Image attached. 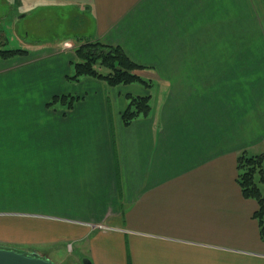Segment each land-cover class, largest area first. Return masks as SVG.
Listing matches in <instances>:
<instances>
[{"label": "crops", "instance_id": "1", "mask_svg": "<svg viewBox=\"0 0 264 264\" xmlns=\"http://www.w3.org/2000/svg\"><path fill=\"white\" fill-rule=\"evenodd\" d=\"M10 1L86 13L88 41L153 81H69L64 46L0 58V213L47 224L80 264H264L237 168L264 153V0ZM129 95L151 111L127 126Z\"/></svg>", "mask_w": 264, "mask_h": 264}, {"label": "rangeland", "instance_id": "2", "mask_svg": "<svg viewBox=\"0 0 264 264\" xmlns=\"http://www.w3.org/2000/svg\"><path fill=\"white\" fill-rule=\"evenodd\" d=\"M80 13L75 9L64 10L56 6L32 7L29 10L15 6L10 0H0V40L6 43L5 48L9 50L23 48L31 51L46 44L55 48L64 46L75 49L76 44H80L83 39H91L89 16ZM144 77L152 79L146 71ZM134 85L145 88L141 84ZM43 226L47 224L27 226L22 215H14L11 211L1 212L0 246L34 250L56 264H63L65 261L69 264H80L74 244L67 242L63 248L57 242L50 244V235Z\"/></svg>", "mask_w": 264, "mask_h": 264}, {"label": "trees", "instance_id": "3", "mask_svg": "<svg viewBox=\"0 0 264 264\" xmlns=\"http://www.w3.org/2000/svg\"><path fill=\"white\" fill-rule=\"evenodd\" d=\"M6 43L0 40V58L11 59L29 54L26 49H6ZM76 60L72 62V73L69 81L78 82L82 77H91L103 80L111 86H128L129 84H142L150 88L152 81L144 77L145 67L136 64L129 55H126L121 46L103 44L98 40L81 42L76 46ZM130 101L123 112V122L129 126L132 121L148 116L151 111L150 96L129 95ZM74 96H59L52 99L49 105L63 101L76 100ZM238 181L244 197L256 200L258 209L255 218L260 226V236L264 240V153L259 155L242 153L237 159Z\"/></svg>", "mask_w": 264, "mask_h": 264}, {"label": "water", "instance_id": "4", "mask_svg": "<svg viewBox=\"0 0 264 264\" xmlns=\"http://www.w3.org/2000/svg\"><path fill=\"white\" fill-rule=\"evenodd\" d=\"M0 264H56L51 259L41 256L37 251H25L12 247L0 246ZM83 264H92L84 259Z\"/></svg>", "mask_w": 264, "mask_h": 264}]
</instances>
